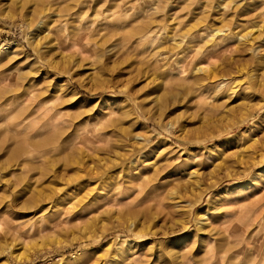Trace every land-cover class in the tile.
Masks as SVG:
<instances>
[{
	"label": "rangeland",
	"instance_id": "obj_1",
	"mask_svg": "<svg viewBox=\"0 0 264 264\" xmlns=\"http://www.w3.org/2000/svg\"><path fill=\"white\" fill-rule=\"evenodd\" d=\"M0 264H264V0H0Z\"/></svg>",
	"mask_w": 264,
	"mask_h": 264
},
{
	"label": "bare ground",
	"instance_id": "obj_2",
	"mask_svg": "<svg viewBox=\"0 0 264 264\" xmlns=\"http://www.w3.org/2000/svg\"><path fill=\"white\" fill-rule=\"evenodd\" d=\"M153 32L154 31H146V32H143L142 35H141V40L144 44L148 43L152 38H153ZM216 34L218 31H215ZM50 33L53 34V37H54V41L57 43V44H60L61 42H63L62 40L65 39L64 38V35H63V32L62 31H50ZM65 33V32H64ZM67 33V32H66ZM248 35V34H247ZM67 36V35H66ZM79 36V35H78ZM77 37V36H76ZM78 38V37H77ZM82 36L80 37V39H78L79 41L82 40ZM75 39V38H74ZM72 40V39H71ZM74 41V40H73ZM77 41V40H76ZM68 41H65V44L68 45L67 43ZM72 42V41H71ZM83 42V41H82ZM79 43V42H78ZM87 43V42H86ZM64 44V43H63ZM70 44V43H69ZM73 44V43H71ZM81 44V43H80ZM35 46H38V44L36 43ZM198 70H201L203 72H205L202 68H199ZM207 78L209 79H214L215 78V75L213 73H211Z\"/></svg>",
	"mask_w": 264,
	"mask_h": 264
}]
</instances>
